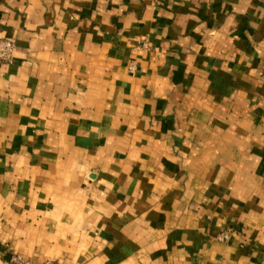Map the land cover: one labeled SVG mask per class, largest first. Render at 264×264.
Instances as JSON below:
<instances>
[{
  "label": "crops",
  "instance_id": "crops-1",
  "mask_svg": "<svg viewBox=\"0 0 264 264\" xmlns=\"http://www.w3.org/2000/svg\"><path fill=\"white\" fill-rule=\"evenodd\" d=\"M0 39V263L264 264V0H0Z\"/></svg>",
  "mask_w": 264,
  "mask_h": 264
},
{
  "label": "built area",
  "instance_id": "built-area-1",
  "mask_svg": "<svg viewBox=\"0 0 264 264\" xmlns=\"http://www.w3.org/2000/svg\"><path fill=\"white\" fill-rule=\"evenodd\" d=\"M16 51V47L14 43L7 39H0V66L10 65L14 62V53ZM130 72L134 71V65L131 64L129 67ZM228 239L227 234L221 235L218 240L224 241ZM0 264H33L29 260L23 258L20 255H10L9 260ZM44 264H55L52 262H46Z\"/></svg>",
  "mask_w": 264,
  "mask_h": 264
},
{
  "label": "rangeland",
  "instance_id": "rangeland-1",
  "mask_svg": "<svg viewBox=\"0 0 264 264\" xmlns=\"http://www.w3.org/2000/svg\"><path fill=\"white\" fill-rule=\"evenodd\" d=\"M223 234H227L228 235V239L227 240H224V241H221V242H227L229 239H230V232H223V233H221L220 235H218L217 237H216V239L218 240V238L221 236V235H223ZM219 241V240H218Z\"/></svg>",
  "mask_w": 264,
  "mask_h": 264
}]
</instances>
